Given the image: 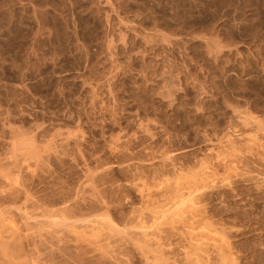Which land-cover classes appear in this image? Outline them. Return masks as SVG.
Segmentation results:
<instances>
[{
    "label": "rangeland",
    "instance_id": "obj_1",
    "mask_svg": "<svg viewBox=\"0 0 264 264\" xmlns=\"http://www.w3.org/2000/svg\"><path fill=\"white\" fill-rule=\"evenodd\" d=\"M0 32V161L9 157L10 163H3L8 171L14 163L10 170L20 165L23 194L30 191L27 194L35 198L29 204L41 202V208L44 205L48 208L43 209L51 211L61 201L77 200V210L81 211L77 216H83L70 222L78 227L84 221L80 226L85 228L78 227L77 233L99 235L98 243H104L109 257L99 252L80 255L79 251L76 257L72 250L61 251L63 244L58 247L52 235L49 246H31L33 251L25 247L24 262L145 264L136 246L127 248V240L128 245L124 244L123 237L141 244V238L138 236L137 242L139 238L133 236L136 230L131 214L136 215L140 208L146 212L144 217L153 213L146 207L147 213L142 202L149 205L154 200L145 202L143 193H157L163 180L170 181L181 168L183 173L198 168L203 160L212 167L204 165L205 170L214 169L216 174L212 179H216V189H210L212 192L199 201L203 220L211 222V227L202 220L191 226L192 230L184 221L183 228L184 219L172 213L177 201L171 204L175 206L171 212L164 209L166 201L155 200L154 210L160 213L164 209L168 215L165 221L172 213L181 222L169 220V224L158 223L159 227L155 223L156 229L152 225L153 234L157 233L165 246L164 259L157 263L187 264L184 252H190L193 245L207 248L203 250L208 251L213 264V246L224 238L236 261L229 264H264V159L254 156L257 143L249 146L253 152L246 146L249 143H236V153L231 154L234 149L229 152L224 147L226 134L233 137L234 133L236 138L245 127L254 130L252 134L257 133L258 124L264 128V0H0ZM262 132L256 136L264 135ZM260 142L264 144L261 140L257 145ZM29 144L35 148L32 153L26 151ZM214 146V160L223 156L235 161L230 170L216 168L219 166L211 156L208 160L207 150ZM183 147L190 149L188 156L173 161L175 165L165 158L168 162L163 166V155L168 157ZM160 172L164 178L158 176ZM193 172L191 175L198 173ZM203 179L204 185L210 186L211 179ZM23 202L10 207L14 214L16 208L23 211ZM179 205L177 209L184 206ZM25 207L24 212L31 213L32 209ZM15 217L17 227L24 225L21 235L26 237L35 230ZM55 221L53 228L63 227H57ZM87 221H97L92 224L95 228L98 223V227L105 225L95 231L86 228L91 226ZM108 221L113 228L106 227ZM150 221L145 222L150 223L145 225L147 229ZM127 229L132 233L122 234ZM202 232L211 235L205 237ZM212 235L219 237L218 241ZM121 236L124 241L118 240ZM190 236L192 241L205 239L189 242ZM51 245L59 250H52ZM50 251L66 255L51 259ZM0 264H5L2 259ZM148 264H156V260Z\"/></svg>",
    "mask_w": 264,
    "mask_h": 264
},
{
    "label": "bare ground",
    "instance_id": "obj_2",
    "mask_svg": "<svg viewBox=\"0 0 264 264\" xmlns=\"http://www.w3.org/2000/svg\"><path fill=\"white\" fill-rule=\"evenodd\" d=\"M3 10H5V9H3ZM8 20V19H7ZM6 22V21H5ZM6 25V24H5ZM4 27V26H3ZM2 31V30H1ZM5 33V32H4ZM0 35H1V32H0ZM2 36H3V34H2ZM0 39H2V38H0ZM3 119L5 118L4 116L2 117ZM253 119V118H252ZM254 120V119H253ZM244 122V121H243ZM4 123H5V121H4ZM259 123H261V122H259ZM243 125H244V123H242ZM241 124V125H242ZM3 125V124H2ZM6 125V124H5ZM5 125H3L4 127H5ZM242 125V126H243ZM245 125H247V124H245ZM257 126H260L261 128H262V126L261 125H257ZM256 126V127H257ZM3 127V128H4ZM243 127H245V126H243ZM249 127V126H248ZM254 127H255V125H254ZM260 127H258L256 130V134L257 135H259V133L260 132H262L261 130H264V128H260ZM3 128H2V130H3ZM240 128H242V127H240ZM253 129V128H252ZM259 129H261L260 131H259ZM241 131H242V133H240L241 135L240 136H238V137H236V138H234V133H233V137L230 135V134H226V135H224V147L225 148H227L226 150L227 151H229L230 149H234V151H229L230 152V154L232 153V152H234V153H236V147L234 146L236 143L237 144H239V143H243V144H245V143H249V145H246V146H248V148H249V151L250 152H253V151H251V149H253V145L255 146V144L257 143L258 144V141H261V140H264V138H258V139H261V140H258L257 141V137H261V136H264V135H261V136H256V134H252L253 133V131L251 130V128L250 129H248L247 127H245L244 129H241ZM258 131H259V133H258ZM5 132V131H4ZM262 133H264V132H262ZM261 133V134H262ZM15 134V133H14ZM223 134H225V133H223ZM232 134V133H231ZM3 135V134H2ZM19 135V134H18ZM5 137V136H4ZM3 138V137H2ZM6 138V137H5ZM13 139V138H12ZM15 139V138H14ZM6 140H4V142H5ZM3 142V143H4ZM250 142H252V143H250ZM261 143V144H260ZM259 143V145H257L256 144V149L257 150H255V152H254V156L255 157H257V158H259V160H261V159H264V158H261V156H264V151H262V150H264V148H262V147H264V144H262V142H260ZM5 144H7L6 146H8V143H7V141H6V143ZM243 144H240V145H243ZM14 145V144H13ZM22 145V144H21ZM250 145H252L251 147L252 148H250L249 146ZM258 146V147H257ZM223 147V148H224ZM243 147H245V146H243ZM17 148V147H16ZM26 151H28V152H31L32 153V151H34L35 150V148H34V146L32 145V144H29V145H27L26 147ZM24 148V149H25ZM182 148V147H181ZM213 148H216L215 146L214 147H211V148H209L207 151V156H209V158H208V160H210V156L212 155L211 153H213ZM224 148V149H225ZM245 148H247V147H245ZM19 149V148H18ZM21 149V148H20ZM192 149V148H191ZM212 149V150H211ZM217 149V148H216ZM229 149V150H228ZM259 149V150H258ZM262 149V150H261ZM16 150V149H15ZM176 150V149H175ZM215 150V149H214ZM227 151H226V153L225 154H227ZM245 151H247V150H245ZM190 149H189V151L186 149V148H184L183 147V149H178V150H176V151H174V152H170V154H169V156L167 157L166 155H168V154H165V156L163 155L161 158H162V160H163V158H164V160L162 161V162H164L165 161V158L169 161H171V163L173 162V161H175V160H178V161H180L178 158H180V157H186V155L188 156L190 153ZM234 153H233V155H234ZM1 154H3V153H1ZM0 154V156H2ZM5 155L7 154V153H4ZM222 154H224V153H222ZM33 155V154H32ZM218 155H221V154H218ZM233 155H231V156H233ZM7 156V155H6ZM35 156V155H34ZM215 156V155H214ZM227 156V155H226ZM217 157V156H216ZM219 157H221V158H215V160L213 159V157L211 156V158L213 159V161H215V164H217V166H219V167H216V168H220V167H223V168H228V170H230L231 169V167H230V165L231 166H233V164H234V160H232L231 159V161H230V159H228L227 157H225V158H227L228 160H226L225 158H222L223 156H219ZM230 157V156H229ZM254 157V158H255ZM2 158V157H1ZM5 158V156L2 158V159H4ZM8 158V160H6ZM160 158V159H161ZM252 158H253V155H252ZM153 159V158H152ZM160 159H158V160H160ZM185 159V158H184ZM148 160V159H147ZM166 160V161H167ZM181 160H182V158H181ZM6 161V163L8 162V161H10L9 160V157H6L5 158V160H4V162ZM128 161V160H127ZM145 161V160H144ZM153 161V160H152ZM155 161V160H154ZM161 161V160H160ZM165 161V162H166ZM167 161V162H168ZM206 161V160H205ZM234 161V162H233ZM1 163H0V259H2V261L5 263V264H22V262H23V264H27L28 262H26V260H25V262H24V260H23V253H24V250H26V248L25 247H29V248H31V250L33 251V246H34V249H35V246L36 247H38V246H43V245H45V244H48V242L50 241V239H52V237L53 236H55L54 238H56L57 239V243H59V245L58 244H55V243H53V242H55V241H53L52 243L53 244H55V246L56 245H58V247H61V245H62V247L60 248V249H62L61 251H63L64 249H65V251L67 250V251H69V252H71V250L73 251V252H75V255H76V252H77V255H78V251L80 252V255H84V253L85 252H94V254L95 253H100V255L101 256H103V255H106L107 257H108V252H106L105 251V249H104V243L102 244V245H100L98 242H99V240H100V237H99V235H97L98 237H95L96 236V234L94 235V234H91V236L90 237H88V235H87V233H86V236L84 235L85 233L83 232V236H82V232L80 231V232H78L77 233V231H76V229L79 227H81V228H85V226L83 227V226H80V225H83V223H85L84 221L82 222V223H80L79 224V226L77 227L76 225H74V223L72 224V221H77V219H79V218H81V217H78L77 215L79 214V212H81V211H79L78 212V210H77V206L79 205H77V200H76V202H74L75 200H74V198H73V200H72V197H71V200H69V201H61L56 207V209H53V207H51V205L49 206V207H51V211L49 210H45V209H43L44 207H46V206H44L43 205V208H41L42 206L41 205H39L40 203H35V204H29V203H31V202H28V201H30L33 197L31 196V198H30V195L29 194H27V193H29L30 191H28V192H25V194H23V185H24V183H23V176L22 175H20L21 174V169H19V166H18V169L16 168L15 169V167L13 168V170H10V168L12 169V166L14 165L15 166V163L12 165V166H10L9 167V171L6 169V164H3L4 162H2V161H0ZM12 162V161H11ZM15 162V161H14ZM132 162V161H131ZM161 162V163H162ZM164 162V165L163 166H165V163ZM177 162V161H176ZM202 162V163H201ZM203 160L202 161H200L199 163H201V164H199L198 165V168H196V167H191V168H193L192 170L194 171V169H197V170H195V171H197L198 173L200 172L201 174L200 175H198V176H201L202 175V177H201V180H200V178H198V176H197V178H195L196 176L195 175H197L198 173H196L195 171V175H191V173L193 172V171H191L190 169V171L191 172H189V170L185 173H183V171L181 172V170H184V169H178L179 170V172H176L175 174H174V172H175V169L173 170V174L175 175V177L173 176V174H172V177H174L173 179H170V181H168L169 180V178L168 179H166L165 181L167 182L166 184H165V181L163 182L162 181V183H164V185H162V187L160 186V188H161V190L159 189V191H158V188L156 189L157 190V193L155 192V193H152V191H149L148 192V190H146V195H144V193H143V195L142 196H144V197H146V199L145 198H143L144 199V201L146 202L147 200L150 202H152V200H156V201H160V202H162L163 201V203H164V201H166L165 203V205H164V209H166V211H168V210H172V208H174L175 206H177V207H175V209H176V212H178L177 210H179L180 212L179 213H177L176 214V212L175 211H173V210H175V209H173L171 212L172 213H175V215H177V217L179 218V216H180V218H183L184 220H181V222H183L182 223V226H183V228H185V222L187 223V225L189 226V227H186L188 230H192L193 228L191 227V226H193L194 224H196V223H199V222H201L203 219H205L204 217V213H203V211H202V209H200V207H199V201H200V199H203L206 195H208L209 193H211L210 192V189H212L213 187V189H216V185H217V183L215 184V182L216 181H214V180H216V179H214L213 181H212V179H213V177L216 175L215 173H213V170H209V171H207V170H205V166L204 165H206V162H204L205 164H203ZM8 163H10V162H8ZM129 163V162H128ZM148 163V162H147ZM182 163V162H181ZM180 163V164H181ZM185 163V162H184ZM212 163V162H211ZM211 163H209V164H211ZM17 164V163H16ZM132 164V163H131ZM168 164H170V162L168 163ZM172 164H174V163H172ZM183 164V163H182ZM182 164H181V166H182ZM195 164H197V163H195ZM194 164V166H196ZM213 165H215L214 163H212ZM9 165H11V164H9ZM18 165V164H17ZM17 165H16V167H17ZM129 165V164H128ZM146 165V164H145ZM159 165V164H158ZM157 165V166H158ZM161 165V164H160ZM160 165H159V168H161L160 167ZM167 165V164H166ZM175 165V164H174ZM185 165V164H184ZM136 167V165H133V167ZM138 166V165H137ZM162 166V165H161ZM169 166H171V164L169 165ZM177 167H180V165H176ZM175 166V167H176ZM207 168H211L212 169V167H208L209 165H208V163H207ZM210 166H212V165H210ZM216 166V165H215ZM215 166H213V167H215ZM121 167V166H120ZM124 167V166H123ZM132 167V166H131ZM130 167V168H131ZM153 167V166H152ZM166 167V166H165ZM172 167V166H171ZM176 167V168H177ZM183 168H184V166H182ZM20 168H22V167H20ZM141 168V167H140ZM155 168V167H154ZM163 168V167H162ZM162 168L160 169V171H162ZM174 168V167H173ZM230 168V169H229ZM134 169V168H133ZM152 169V168H151ZM144 170V169H143ZM156 170V169H155ZM147 171V170H146ZM149 171V170H148ZM157 171V170H156ZM166 171V170H165ZM170 171V170H169ZM176 171H177V169H176ZM185 171V170H184ZM210 171H212V173L210 172ZM154 172V171H153ZM157 172H159V170L157 171ZM193 172V173H194ZM206 172L208 173V172H210L209 174H206ZM214 172H215V170H214ZM148 173V172H147ZM169 173H171V172H169ZM190 173V175L189 176H187L188 174ZM144 174V173H143ZM155 174H157V173H155ZM163 173L162 172H160V175H159V173H158V176L160 177L161 175H162ZM215 174V175H214ZM151 175V174H150ZM167 175H168V173H167ZM167 175H164L165 176V178L167 177ZM209 175V176H208ZM211 175V176H210ZM214 175V176H213ZM170 176V175H169ZM152 177L154 178L155 176L154 175H152ZM171 177V176H170ZM209 177H211V178H209ZM152 178V180L153 181H155L154 179ZM161 178H164V177H162L161 176ZM161 178H158V179H161ZM195 178V179H194ZM203 178H208L207 179V181H209L210 179H211V181H209V182H207V183H209L210 184V186L207 184V186H205L204 184L206 183V180L203 182L202 180H204ZM171 180H174V181H172L171 182ZM199 182H198V181ZM157 181H159V180H157ZM171 182V183H170ZM200 182H202V183H200ZM212 182H214V184L212 183ZM222 182V181H221ZM220 182V183H221ZM213 186H212V185ZM221 185H222V183H221ZM220 185V186H221ZM27 186V185H26ZM25 186V187H26ZM25 187H24V189H25ZM124 187H125V185H124ZM206 189H209V190H206ZM26 191L28 190V188L27 189H25ZM139 190V189H138ZM137 190V192L139 193V195L141 194L140 192H141V189L138 191ZM143 191H145L144 189H143ZM209 191V192H208ZM58 192V191H57ZM151 192V193H150ZM208 193V194H205V193ZM27 194V195H26ZM217 194V193H216ZM29 195V196H28ZM138 195V196H139ZM222 195V194H221ZM220 195V196H221ZM56 196H57V194H56ZM59 196V195H58ZM219 196V195H218ZM28 197L30 198V199H28ZM35 198H33L32 200H34ZM38 199V198H37ZM76 199V198H75ZM22 200H24V204H26L27 205V208L29 207L30 209H32V211H31V213L29 212H24L25 211V209H26V205H24L23 204V206H24V208H23V211H21L22 209H19V208H16L15 210H16V213L17 214H14L13 213V208H10L11 206H13L14 207V205H16L17 203H19L20 201L22 202ZM40 200H41V198H40ZM63 200V199H62ZM139 200H141V195H140V198H139ZM179 200V201H178ZM36 201V200H35ZM37 201H39V199L37 200ZM70 201H73L72 203H69ZM141 201H143V200H141ZM141 201H139V202H141ZM154 201H153V204H154ZM175 201H177V204L175 205ZM34 202V201H33ZM148 202V203H149ZM169 202V204H170V206H172V205H175V206H172V207H169V204H167ZM175 202V203H174ZM178 202H179V204H181V207L184 205L185 206V208L183 209V207L182 208H179V209H177L180 205L178 204ZM182 202V203H181ZM54 203V202H53ZM56 203V202H55ZM54 203V204H55ZM158 203V202H157ZM184 203V204H183ZM20 204V203H19ZM18 204V205H19ZM44 204V203H43ZM142 204H143V207H144V205H146L145 206V209H146V207L148 208V210L150 209H152L153 210V213L150 211V213L152 214L151 215V217L149 216L150 215V213L147 211V209L145 210V211H147V213H149V215L148 214H146L145 215V217L146 216H149V218H147L146 217V219H145V221H144V215L143 214H145V213H143L142 211H144V210H140V209H142V208H140V206H139V210H136L137 212H136V215H135V213H133V214H131V216H130V220H134V222H132L133 223V225H134V227H133V229L134 230H136V231H133V236H137L136 238H141V240H140V238L137 240V242L139 241V243H141V244H139V245H137L135 242H133L132 241V239H134V238H129V237H123V238H125V241L123 240V238H122V236H121V238H119L118 240H120V239H122V240H120V241H124L125 243L124 244H126V240L128 241V244L130 243V245H128V244H126V245H128L127 246V248L128 247H130L131 245L133 246L134 245V247L136 246V252L138 251L139 253L138 254H140V257L142 256L143 257V259H144V261H145V264H148V263H150V261H152L153 262V260H156V264H158V263H160V261H161V263H162V259H164L162 256H163V251H164V245H163V243H161L160 242V238L158 237V235H156V234H153L154 232H152V231H154L153 230V228L155 227V229H156V227L159 225H164V224H166V223H170V222H172V223H175V221L177 220V221H179V219L177 218V217H175L174 216V218H173V215H172V213H171V215H172V219L174 220V222L173 221H171L172 219L170 218L171 217V215H170V217H168V222L167 221H165V219L167 220V218H165V217H167L166 216V214H165V210L163 209L162 211L161 210H159L160 211V213H162V214H160L159 212H158V210H154V208H156V207H154L153 208V204L152 203H149V205L151 204L152 206V208L150 207L149 208V205H147V203H145L144 204V202H142ZM142 204H140L141 205V207H142ZM155 204H156V202H155ZM172 204V205H171ZM183 204V205H182ZM22 205V204H21ZM179 205V206H178ZM48 206V205H47ZM54 206V205H53ZM17 207V206H16ZM28 208V209H29ZM48 207H46V209H47ZM168 208V209H167ZM12 209V210H11ZM29 209V210H30ZM12 212H11V211ZM27 210V209H26ZM52 210H54V211H52ZM34 211V212H33ZM36 211H38V213L36 212ZM163 211H165V212H163ZM15 212V211H14ZM141 212V213H140ZM156 212V213H155ZM158 212V213H157ZM14 215H13V214ZM52 213L54 214L53 216H52ZM59 213H61V214H63V216L62 217H60V219H58L59 217L58 216H60L61 214H59ZM143 213V214H142ZM13 216H12V215ZM57 214H59L58 216H56ZM66 215V217H65V215ZM128 214V213H127ZM11 215V216H10ZM81 215V214H80ZM133 215V216H132ZM165 215V216H164ZM14 216H17V217H15V218H18V216H19V220L21 221V220H25L28 224V226L30 225V226H32V230L33 229H35L32 233H30L29 232V234L30 235H26V237H25V233H24V236L23 235H21V228L24 226L23 224V226L22 225H20V227H17V224L15 223L16 221L14 220V218H12V217H14ZM54 216H56V217H54ZM128 216V215H127ZM52 217V218H51ZM56 219V221L58 222H56L55 221V223H57V227H59V225H63V227L62 228H53V227H55V225L56 224H54V218ZM63 217H65L66 218V220L68 221V222H66V220L64 219V222L61 220V218L63 219ZM75 217H78V218H75ZM74 219V220H72L71 222H70V220L71 219ZM150 218L152 219L151 221H150ZM170 218V219H169ZM207 218V217H206ZM76 219V220H75ZM121 219V218H120ZM127 219V218H126ZM128 219H129V217H128ZM127 219V220H128ZM147 219H149V221L150 222H152L151 223V225L150 226H148L150 229H151V227H152V225L154 224V227L151 229V232H150V229H147L146 227H145V225H148V224H150V223H148V224H146L145 222H146V220ZM50 220H53V221H50ZM59 220H61L60 221V223H59ZM169 220H170V222H169ZM15 221V222H14ZM17 221H18V219H17ZM19 221V222H20ZM22 222V223H24L25 225H26V222ZM163 221V222H162ZM185 221V222H184ZM204 221V220H203ZM207 221L208 220H205L204 221V223H202V224H206L207 223ZM14 224H16V226L15 225H13L12 223ZM90 221H87V223H86V225L89 223ZM97 221H95V222H93L92 223V221L90 222L91 223V226H92V228H91V226H89V224H88V227H86V228H89L90 227V229H93L94 228V230L95 231H97L98 229L97 228H101V227H103V225H105V223L103 224V223H100V225L101 224H103L101 227H98L99 226V223L97 224V228H95V225H92V224H94V223H96ZM109 222V221H108ZM128 222V221H127ZM137 223V224H134V223ZM142 222H144V223H142ZM166 222V223H165ZM180 222V221H179ZM178 222V223H179ZM180 222V223H181ZM125 223H126V220H125ZM130 223V222H129ZM155 223H156V225H155ZM162 223V224H161ZM164 223V224H163ZM177 223V222H176ZM108 224V225H107ZM113 225V223L112 222H109V223H106V227H112V225ZM131 224V223H130ZM143 224H144V226H143ZM26 225V226H27ZM53 225V226H52ZM136 225V226H135ZM210 225V226H209ZM19 226V225H18ZM22 226V227H21ZM25 226V227H26ZM27 226V228H29ZM158 226V227H159ZM203 226V225H202ZM202 226H200V227H202ZM206 226H209V227H211V222H209V224H206ZM206 226H203L202 227V229H206V228H208L209 230L208 231H210V228L209 227H206ZM113 228V227H112ZM23 229V228H22ZM51 229H53V230H51ZM97 229V230H96ZM133 229H131V231L133 230ZM201 229V230H202ZM19 230H20V232H19ZM27 230V229H26ZM25 230V231H26ZM29 230H30V228H29ZM129 229H127V233L125 234V231L126 230H124L123 231V233L122 232H120V233H122V234H124V235H127L128 233H132V232H130V231H128ZM207 230V229H206ZM213 230V229H212ZM23 231V230H22ZM28 231V230H27ZM31 231V230H30ZM95 231H92L91 232V230L89 231V232H91V233H93V232H95ZM203 231V230H202ZM205 231V230H204ZM199 232H201V231H199ZM198 232V233H199ZM206 232V231H205ZM205 232H202V235L203 236H205V237H208V235H209V237H210V235L211 234H203V233H205ZM211 232H213V231H211ZM80 233V234H79ZM134 233H135V235H134ZM197 233V234H198ZM215 233V232H214ZM213 233V234H214ZM23 234V233H22ZM90 234V233H89ZM118 234L119 233H117L116 234V237L118 236ZM196 234V235H197ZM220 234V233H219ZM218 234V235H219ZM53 235V236H52ZM93 235V236H92ZM123 235V236H124ZM130 235H132V234H130ZM52 236V237H51ZM82 236V237H81ZM129 236V235H128ZM132 236V237H133ZM139 236V237H138ZM192 237L194 236L193 234L191 235ZM191 236H190V238H189V240L191 239ZM199 236H201L200 234H199ZM198 236V237H199ZM214 235H212V237H213ZM49 237H51V238H49ZM119 237H120V235H119ZM194 237H196V236H194ZM221 237V236H220ZM222 237H223V235H222ZM23 238H25L24 240H23ZM98 238H99V240H98ZM200 238V237H199ZM218 239H219V237H217ZM195 239V238H194ZM202 238H200V239H195V240H201ZM205 238L203 237V240H204ZM209 239V238H208ZM213 239H216L215 237H213ZM218 239H216L217 241H218ZM52 240H54V239H52ZM194 240V241H195ZM203 240H201V241H199L200 243L203 241ZM224 238L221 240L220 239V242H216L217 243V245L214 247L213 246V248L214 249H212L213 250V253H214V263L213 264H229L230 262H236L235 261V259H234V261H233V255L231 254L232 252H230V248L228 247V245L226 244L227 242H224ZM192 241V239L189 241V242H191ZM194 241H192V242H194ZM210 241V240H209ZM204 242V241H203ZM206 242V241H205ZM50 243V242H49ZM51 243V244H52ZM60 243H61V245H60ZM101 243V242H100ZM107 243V242H106ZM123 243V242H122ZM134 243V244H133ZM197 242H195V244H196ZM213 243V242H212ZM216 243H213V244H216ZM52 244V245H53ZM99 244V245H98ZM199 244V243H198ZM197 244V245H198ZM212 244V245H213ZM50 246V248L53 250V248H56V250L58 249L59 250V248L58 247H53V246ZM107 245V244H106ZM105 245V246H106ZM108 245H109V243H108ZM107 245V246H108ZM126 245H124L125 247H126ZM202 245V244H201ZM32 246V247H31ZM45 246H49V244L48 245H45ZM106 246V247H107ZM110 246V245H109ZM131 246V247H132ZM134 247H132L133 249H135ZM28 248V249H29ZM47 248V247H46ZM68 248V249H67ZM109 249H110V247H108ZM132 248L130 249V250H132ZM193 245H192V247H190L189 248V250H190V252L188 251V250H186L185 251V248H183L184 249V257L183 258H185L186 260H188L187 262V264H210L209 263V257H208V255H207V252L208 251H206V250H203V249H207V248H198V247H196V248H193ZM30 250V251H31ZM38 250V249H37ZM49 249H47L46 251L47 252H49L48 251ZM57 250V251H58ZM106 250L108 251V249L106 248ZM194 250V251H193ZM200 250H201V252H200ZM39 251V250H38ZM57 251H50V254H52V257H50L51 259L53 258V255H55V253L57 252ZM61 251H59V252H61ZM67 251H66V253H67ZM192 251V252H191ZM36 252V251H35ZM34 252V253H35ZM40 252V251H39ZM38 252V253H39ZM55 252V253H54ZM198 252H200V253H198ZM205 253V254H203V253ZM44 253V252H43ZM54 253V254H53ZM58 253V252H57ZM62 253H64V252H62ZM62 253H59V255L60 254H62ZM110 253V252H109ZM131 253H133L132 251H131ZM135 253V252H134ZM182 253H183V250H182ZM30 254V253H29ZM32 254V253H31ZM40 254V253H39ZM49 254V255H50ZM65 254V253H64ZM128 254H129V252H128ZM202 254V255H201ZM28 255V254H27ZM47 255H48V253H47ZM56 255H58V254H56ZM55 255V256H56ZM58 255V256H59ZM66 255V254H65ZM69 256H70V254H68ZM77 255H76V257H77ZM93 255V254H92ZM126 255V254H125ZM131 255V254H130ZM130 255H127V256H130ZM191 255H194V258H192L191 257ZM29 256V255H28ZM37 256V255H36ZM63 256V255H62ZM72 256V255H71ZM94 256V255H93ZM96 256H97V254H96ZM110 256V255H109ZM22 257V258H21ZM31 257V256H30ZM48 257V258H49ZM65 257V256H64ZM133 257V256H132ZM20 258H21V260H22V262H21V260H20ZM25 258H26V256H25ZM33 258H35V257H33ZM57 258V257H56ZM109 258V257H108ZM130 258H131V256H130ZM190 258H192V259H190ZM39 259V258H38ZM37 259V260H38ZM42 259V258H41ZM72 259V258H71ZM75 259H77V258H75ZM79 259V258H78ZM80 259H81V256H80ZM79 259V260H80ZM132 260H134L133 258H131ZM141 259V258H140ZM166 259V258H165ZM185 259H184V262H185ZM49 260V259H48ZM126 260H127V258H126ZM142 260V259H141ZM150 260V261H149ZM34 261H35V259H34ZM54 261H55V258H54ZM159 261V262H158ZM164 261H166V260H163V262ZM52 262H53V260H52ZM79 262V261H78ZM77 262V263H78ZM143 262V261H142ZM158 262V263H157ZM33 263H35V262H33ZM50 263H51V261H50ZM29 264H31V262L29 263ZM38 264V263H37ZM78 264H81L80 262L78 263ZM127 264H130L128 261H127ZM163 264H166V262L165 263H163ZM168 264V263H167ZM232 264V263H231ZM234 264V263H233Z\"/></svg>",
    "mask_w": 264,
    "mask_h": 264
}]
</instances>
